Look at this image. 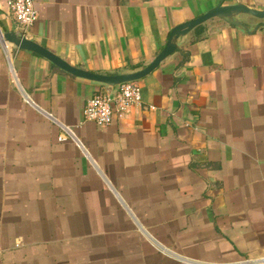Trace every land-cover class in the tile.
Here are the masks:
<instances>
[{"label":"crops","instance_id":"0c3cea01","mask_svg":"<svg viewBox=\"0 0 264 264\" xmlns=\"http://www.w3.org/2000/svg\"><path fill=\"white\" fill-rule=\"evenodd\" d=\"M33 1L37 19L23 28L0 0V34L103 75L143 69L174 27L219 5L264 10V0ZM237 20L180 38L135 82L140 104L107 127L84 108L117 87L0 46V264H264V20Z\"/></svg>","mask_w":264,"mask_h":264},{"label":"water","instance_id":"95a60500","mask_svg":"<svg viewBox=\"0 0 264 264\" xmlns=\"http://www.w3.org/2000/svg\"><path fill=\"white\" fill-rule=\"evenodd\" d=\"M240 15H249L259 20H264V10L251 9L243 4L218 6L202 16L182 23L174 27L167 39V42L163 49L156 55V57L143 69L124 74H112L103 75L97 73H91L82 69L71 66L69 63L56 56L48 49L36 44L28 39L22 33L9 32L0 34V46L3 44H10L20 50L32 52L50 62L54 67L63 71L64 73L73 76L75 78L83 79L89 82L105 85L109 88L118 87L124 83H135L140 81L149 75H151L159 66L169 58L178 48L177 41L187 36L197 27L205 24L212 19H221L226 21L232 26L242 27V24L237 20ZM259 27H256L254 31H257ZM247 33H249L247 31Z\"/></svg>","mask_w":264,"mask_h":264},{"label":"built area","instance_id":"2783aa9c","mask_svg":"<svg viewBox=\"0 0 264 264\" xmlns=\"http://www.w3.org/2000/svg\"><path fill=\"white\" fill-rule=\"evenodd\" d=\"M5 2L18 25L29 28L34 24L37 12L33 0H5ZM140 102V89L136 83H124L112 94L96 95L90 98L84 108V117L86 121L99 127H107L111 125L114 115L123 118L131 107L138 106ZM66 132L71 136L69 130ZM60 140L63 139L60 138Z\"/></svg>","mask_w":264,"mask_h":264},{"label":"trees","instance_id":"16d2710c","mask_svg":"<svg viewBox=\"0 0 264 264\" xmlns=\"http://www.w3.org/2000/svg\"><path fill=\"white\" fill-rule=\"evenodd\" d=\"M202 29H203V26H199V27H197L196 29H194V32H193V33H194V34L200 33V32L202 31ZM134 68H135V67H134ZM52 69L55 70V71H57V72L64 73L63 71L57 69V68L54 67L53 65H52Z\"/></svg>","mask_w":264,"mask_h":264}]
</instances>
